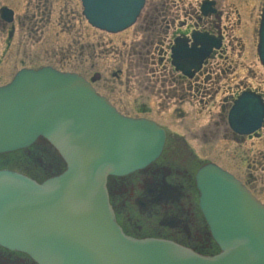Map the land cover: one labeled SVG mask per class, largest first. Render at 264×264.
Returning <instances> with one entry per match:
<instances>
[{"label":"water","instance_id":"1","mask_svg":"<svg viewBox=\"0 0 264 264\" xmlns=\"http://www.w3.org/2000/svg\"><path fill=\"white\" fill-rule=\"evenodd\" d=\"M82 2L92 25L117 32L135 22L145 0ZM259 53L264 63V8ZM179 60L174 64L184 71ZM262 110L259 101L243 100L232 114L235 129L256 130ZM41 136L60 150L68 170L43 186L0 173L3 245L27 250L43 264H264V205L214 164L199 170L197 185L219 255L203 257L174 243L123 234L109 204L107 178L150 165L166 135L152 121L122 116L83 78L23 71L0 88V154ZM8 237L15 243L4 242Z\"/></svg>","mask_w":264,"mask_h":264},{"label":"rangeland","instance_id":"2","mask_svg":"<svg viewBox=\"0 0 264 264\" xmlns=\"http://www.w3.org/2000/svg\"><path fill=\"white\" fill-rule=\"evenodd\" d=\"M37 1L19 0V4L15 6L17 18H21L28 27L35 25L30 15L33 9L36 12ZM184 1L185 4L192 1L195 5L199 0ZM230 1L224 4L223 11H230ZM255 2L246 0L241 4L243 22H247L246 6L252 8L255 15L259 0ZM152 3L153 0H148L134 29L112 36L98 32L88 25L78 1L49 0L48 10L45 16H41L45 19L35 27L39 31L32 33V42L25 44L21 40L20 28L11 47L0 42V86L10 82L12 76L22 68L37 69L48 65L60 69L61 63L66 64L65 71L87 79L94 78V85L99 93L107 96L124 114L153 120L163 125L170 135L181 136L195 154L197 164L214 163L241 180L249 179L255 193L264 200V129L258 138H251L243 143L241 141L240 144L232 141L226 120V108L229 107V96L231 97L230 91L226 89V77L230 79L231 75H223L213 70L211 76L207 75L210 76L208 82L202 84L206 94L202 93L197 99L189 97L180 102L183 92L178 91L171 95L172 86L163 77L162 71L160 72L158 59L153 64L154 60L150 62L151 59H139L134 47L130 49L132 46H141L144 42L140 38V42L138 39L133 42L131 33ZM219 3L224 2L219 0ZM223 23L230 26L225 20ZM253 28L255 31L250 33L249 39L242 35V41L247 45L245 53L241 54V49H238L239 55L227 51V58H224L228 59L227 63H223L225 60L215 59L210 66L219 62L225 68L232 66L236 70L233 74H236L237 80L252 86L259 85L264 89V69L258 61L255 47L258 25ZM252 29L248 26V30ZM43 30L44 35L41 33ZM230 33V37L241 34L237 31ZM140 49L137 48L139 51ZM131 51L133 57L137 58L126 59ZM247 53H250L248 58ZM215 92L217 93L214 94ZM196 170L197 168L193 169L194 174Z\"/></svg>","mask_w":264,"mask_h":264},{"label":"flooded vegetation","instance_id":"3","mask_svg":"<svg viewBox=\"0 0 264 264\" xmlns=\"http://www.w3.org/2000/svg\"><path fill=\"white\" fill-rule=\"evenodd\" d=\"M222 1L223 4L219 3V0H199L194 5L192 1L185 4L184 0H153L152 6L140 20L134 32L131 33L133 42L138 38L143 39L144 42L141 46H132L130 49L134 47L135 54L139 59H151L150 62L154 60L153 64L155 59H158L157 63L162 67H160V72L162 71L163 77L168 79L172 86L171 95L178 91L183 92L180 95V102L186 101L189 97L197 99L202 93L206 94L207 91L202 84L208 82L215 70L223 75L228 73L232 77L230 79L226 77L228 82L226 89L230 91L231 97L229 96V107L226 108L224 105L223 109L226 108V111H229L234 101L244 92H251L261 97L264 103V89L259 85L252 86L242 80H237L238 77L233 74L236 70L232 66L224 67V64L228 62V59H224L227 58L225 57L227 51L239 55L238 49L242 50L241 54L247 50L246 43L242 41L244 40L242 35H246L245 38L249 39L250 33L255 31L252 27L259 24L260 0L255 15L252 8L245 7L247 22H243L241 14L243 7L241 4L246 0H231L229 12L226 9L222 10L224 4L229 0ZM37 2L36 12L33 9L30 15L34 19L35 25L28 27L21 18H17L15 6L19 4V0H0V42L2 44L11 47L18 37L19 28L22 32L20 38L25 44L33 41L32 33L39 31L35 27L45 19L41 16H45L49 0H38ZM6 7L12 9L14 13L10 20L4 14ZM223 20L230 26L225 25ZM47 21L49 22L50 19ZM248 26L252 31L248 30ZM134 28L135 26L132 27V29ZM230 31L233 33L237 31L241 34L230 37L232 34ZM41 33L44 35L45 31L43 30ZM203 35L215 39L219 44L213 47L210 56L205 59L203 64L199 65L198 59H201V37ZM140 39H138L139 42ZM177 41L180 42L184 53L174 58L173 49L177 45ZM125 46L127 47V45ZM255 47L257 48V40H255ZM137 48H141L140 51ZM249 54L247 53V58ZM135 58L137 57H133L132 51L126 57V59ZM172 59H181L179 65L187 71V74L177 70L172 64ZM185 59H188L187 62ZM215 59L225 60L224 64L219 62L210 66ZM65 65L61 63L60 69L63 70ZM207 75L210 76L207 77ZM225 101L227 102V99ZM263 129L264 122L263 128L252 135H240L230 129L232 141L240 144L241 141L243 143L248 139L258 138ZM171 136H174L173 139H170ZM182 139L181 136L168 133L164 152L150 168L127 177L111 178V199L118 222L128 235L168 239L202 254H212L218 251V247L213 242L208 226L198 208L194 183L193 169L200 163L197 164L194 153ZM24 169L27 174L37 178L49 175L44 173V176L40 177L36 174V170L32 171L30 166ZM241 181L258 197L249 179ZM200 234H204L205 239L200 238ZM10 262L14 264L12 259Z\"/></svg>","mask_w":264,"mask_h":264},{"label":"trees","instance_id":"4","mask_svg":"<svg viewBox=\"0 0 264 264\" xmlns=\"http://www.w3.org/2000/svg\"><path fill=\"white\" fill-rule=\"evenodd\" d=\"M8 160V161H7ZM44 160V159H43ZM12 162L15 161L16 163L20 164L21 166L31 165L32 167L36 168L38 175H43L45 172H47V162L43 161V165L40 162H35V160L29 155L27 151H21L19 153L13 154L9 156L8 158L0 159V167H3L4 162ZM49 171V170H48Z\"/></svg>","mask_w":264,"mask_h":264},{"label":"bare ground","instance_id":"5","mask_svg":"<svg viewBox=\"0 0 264 264\" xmlns=\"http://www.w3.org/2000/svg\"><path fill=\"white\" fill-rule=\"evenodd\" d=\"M257 17H258V14H257Z\"/></svg>","mask_w":264,"mask_h":264}]
</instances>
